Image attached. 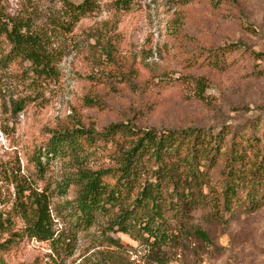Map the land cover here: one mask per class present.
Listing matches in <instances>:
<instances>
[{"label": "rangeland", "instance_id": "rangeland-1", "mask_svg": "<svg viewBox=\"0 0 264 264\" xmlns=\"http://www.w3.org/2000/svg\"><path fill=\"white\" fill-rule=\"evenodd\" d=\"M81 1L0 0L46 34L54 54L42 72L0 45V262L97 264L110 255L115 264H155L128 235L103 233L107 214L76 225L66 208L73 185L57 188L72 165L40 157L59 130L128 121L225 136L206 168L209 204L193 213L168 264H264V172L240 184L229 207L222 202L229 154L241 153L234 166L243 178L264 155V0H94L71 24L66 2ZM95 146H85L92 168L107 163L105 142ZM248 185L257 203L245 197ZM28 187L48 196L56 241L28 235L17 207Z\"/></svg>", "mask_w": 264, "mask_h": 264}, {"label": "trees", "instance_id": "trees-1", "mask_svg": "<svg viewBox=\"0 0 264 264\" xmlns=\"http://www.w3.org/2000/svg\"><path fill=\"white\" fill-rule=\"evenodd\" d=\"M94 6V0L66 2L69 22L75 23ZM4 41L9 46V56L27 60L42 72L53 69L54 54L49 49L48 36L34 30L27 19L8 15L0 6V45ZM224 138L222 130L213 134L191 127L158 129L124 121L111 123L101 132L81 127L59 130L52 134L40 157L62 158L72 165L73 169L64 172L65 179L57 188L64 192L68 185H73L75 196L66 202V208L74 214L76 225L89 227L97 214H107L104 234L128 235L145 251L148 262L168 264L172 252L190 233L193 213L209 204L206 168L215 162ZM98 141L107 145V163L92 168L86 164L91 151H86L85 146L91 148ZM101 147L96 145L92 150ZM240 154L232 151L227 157L224 207L230 206L240 184L252 183L264 172L262 155L253 170H249L250 177L243 178L241 169L234 166ZM37 164L41 166L39 160ZM246 187L245 197L257 203L256 189ZM28 188L26 201L17 202L28 235L38 241H56L48 196ZM194 234L207 239L198 228ZM106 238L113 245L119 244L112 235ZM97 264L115 263L109 255Z\"/></svg>", "mask_w": 264, "mask_h": 264}]
</instances>
